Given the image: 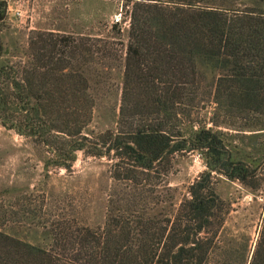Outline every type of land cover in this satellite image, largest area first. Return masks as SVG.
Listing matches in <instances>:
<instances>
[{
	"label": "trees",
	"instance_id": "16d2710c",
	"mask_svg": "<svg viewBox=\"0 0 264 264\" xmlns=\"http://www.w3.org/2000/svg\"><path fill=\"white\" fill-rule=\"evenodd\" d=\"M128 6L125 40L118 23L104 37L33 30L23 57L0 61L5 128L67 170L78 151L111 161L103 225L81 223L75 204L55 214L44 196L12 199L0 190V264H234L216 258L227 214L216 184L224 176L263 186L264 144L253 165L235 154L223 128L264 129V0ZM6 7L0 0V20ZM114 70L116 126L98 133L90 128L99 91ZM195 151L206 169L177 199L168 174L176 156ZM9 226L44 229L50 244ZM249 264H264V222Z\"/></svg>",
	"mask_w": 264,
	"mask_h": 264
},
{
	"label": "rangeland",
	"instance_id": "374dc122",
	"mask_svg": "<svg viewBox=\"0 0 264 264\" xmlns=\"http://www.w3.org/2000/svg\"><path fill=\"white\" fill-rule=\"evenodd\" d=\"M5 1V18L0 20V61L23 57L33 30L53 29L104 37L112 34L113 24L118 23L125 40L130 23L128 4L131 0ZM119 81V71L114 70L111 83L98 90L100 97L90 130L101 133L116 126ZM223 130L229 132L228 142L237 156L250 160L253 165L260 162L264 129ZM110 162L106 157H87L78 151L75 162L67 170L59 166V160L50 151L0 123V190L7 188L11 198L31 192L35 196H44L47 210L52 213L60 214L75 204L79 215L75 213L73 217H78L81 223L103 225L111 184ZM205 169L206 163L198 151L176 156L167 181L177 199L188 193V187ZM216 191L227 210L217 241L216 258L231 259L234 264H249L264 222V181L260 189L253 190L240 181L218 176ZM8 231L33 244H50L44 229H11L9 226Z\"/></svg>",
	"mask_w": 264,
	"mask_h": 264
},
{
	"label": "built area",
	"instance_id": "2783aa9c",
	"mask_svg": "<svg viewBox=\"0 0 264 264\" xmlns=\"http://www.w3.org/2000/svg\"><path fill=\"white\" fill-rule=\"evenodd\" d=\"M129 24V23H128Z\"/></svg>",
	"mask_w": 264,
	"mask_h": 264
}]
</instances>
